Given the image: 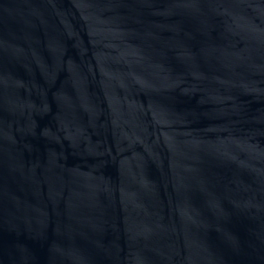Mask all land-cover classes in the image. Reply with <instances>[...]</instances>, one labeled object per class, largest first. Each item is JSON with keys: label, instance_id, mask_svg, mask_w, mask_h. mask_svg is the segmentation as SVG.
<instances>
[{"label": "water", "instance_id": "water-1", "mask_svg": "<svg viewBox=\"0 0 264 264\" xmlns=\"http://www.w3.org/2000/svg\"><path fill=\"white\" fill-rule=\"evenodd\" d=\"M0 264H264V0H0Z\"/></svg>", "mask_w": 264, "mask_h": 264}]
</instances>
